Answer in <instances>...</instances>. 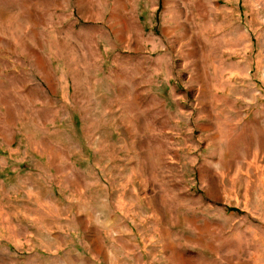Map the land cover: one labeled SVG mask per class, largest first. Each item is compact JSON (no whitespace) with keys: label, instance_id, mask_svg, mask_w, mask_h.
<instances>
[{"label":"rangeland","instance_id":"rangeland-1","mask_svg":"<svg viewBox=\"0 0 264 264\" xmlns=\"http://www.w3.org/2000/svg\"><path fill=\"white\" fill-rule=\"evenodd\" d=\"M0 264H264V0H0Z\"/></svg>","mask_w":264,"mask_h":264}]
</instances>
